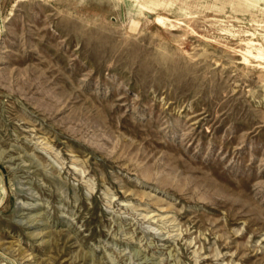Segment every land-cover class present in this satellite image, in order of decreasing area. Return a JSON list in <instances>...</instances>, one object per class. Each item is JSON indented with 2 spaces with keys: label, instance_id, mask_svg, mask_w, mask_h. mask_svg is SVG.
I'll use <instances>...</instances> for the list:
<instances>
[{
  "label": "rangeland",
  "instance_id": "rangeland-1",
  "mask_svg": "<svg viewBox=\"0 0 264 264\" xmlns=\"http://www.w3.org/2000/svg\"><path fill=\"white\" fill-rule=\"evenodd\" d=\"M0 264H264V0H0Z\"/></svg>",
  "mask_w": 264,
  "mask_h": 264
},
{
  "label": "bare ground",
  "instance_id": "bare-ground-1",
  "mask_svg": "<svg viewBox=\"0 0 264 264\" xmlns=\"http://www.w3.org/2000/svg\"><path fill=\"white\" fill-rule=\"evenodd\" d=\"M142 7V6H141ZM143 8V7H142ZM144 9H146L147 10V8H144ZM247 52H248V50H247ZM249 52H251V51H249ZM251 56V55H250ZM257 58H263V56H262V54H259L258 56H257ZM245 59V58H244ZM249 62V61H248Z\"/></svg>",
  "mask_w": 264,
  "mask_h": 264
}]
</instances>
